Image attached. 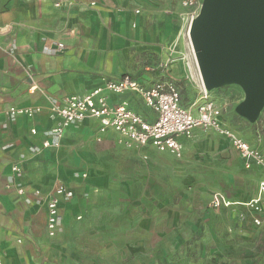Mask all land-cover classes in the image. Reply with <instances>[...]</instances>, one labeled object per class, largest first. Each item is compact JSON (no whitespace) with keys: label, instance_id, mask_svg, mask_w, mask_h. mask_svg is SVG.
Instances as JSON below:
<instances>
[{"label":"crops","instance_id":"crops-1","mask_svg":"<svg viewBox=\"0 0 264 264\" xmlns=\"http://www.w3.org/2000/svg\"><path fill=\"white\" fill-rule=\"evenodd\" d=\"M91 2L0 0V29L8 28L0 33V111L11 107L37 110L32 117L10 118L3 114L0 119V264H76L60 258L56 237L61 227L71 228L74 220L91 210L90 198L83 199L78 192L85 195L108 184V175L93 171L92 163L104 162L110 148L123 151L122 162L135 174L141 166L154 173L170 172L175 158L149 145L127 148L119 143L114 131L100 132V123L94 119L71 125L57 147L43 148L45 141L54 143L49 132L60 123L50 112L53 104H61L67 97L84 96L103 87L106 81L124 78L143 90L172 83L183 107L195 101L184 102L180 92L193 72L185 61L172 63L170 59L176 26L185 14L183 10L187 11L183 0H97L94 6ZM200 81L197 77V83ZM199 88L201 94L203 86L199 84ZM103 95L111 106L125 103L146 121L156 119L136 92ZM221 121L251 147H264L258 127L242 133ZM178 140L183 145L184 160L174 162L180 167L199 144L220 149L230 158L224 171L235 184L231 201L238 200L245 189L249 201L255 198L263 171L255 165L246 169L225 137L195 129L190 138ZM14 165L20 168L19 174L12 172ZM211 165L216 171L214 162ZM201 167L211 168L208 163ZM211 178L214 196L221 189L214 184L215 176ZM57 185L71 190L73 197L60 202V227L49 238L44 198ZM19 188L23 189L22 195L17 193ZM34 191H40L42 197H35ZM212 199L211 210L228 209L212 208ZM246 214L253 218L247 209ZM261 216L264 218V211Z\"/></svg>","mask_w":264,"mask_h":264},{"label":"rangeland","instance_id":"rangeland-1","mask_svg":"<svg viewBox=\"0 0 264 264\" xmlns=\"http://www.w3.org/2000/svg\"><path fill=\"white\" fill-rule=\"evenodd\" d=\"M187 30L179 19L170 58L172 63L185 61L193 72L180 91L186 103L199 98L202 85L197 83L200 73ZM207 94L229 127L242 133L258 127L264 139V105L254 121L239 115L237 108L245 98L240 85ZM109 151L104 162L92 163L93 171L108 175V184L85 195L78 192L83 199L90 198L91 210L84 211L71 228L61 227L55 246L60 258L76 264H264V225H253L246 214L250 199L246 189L231 201L235 184L224 171L230 160L227 153L199 144L183 167L174 162L183 161L182 154L172 159L170 172L154 173L141 166L135 174L122 162V150ZM205 163L209 170L201 167ZM123 172L125 177L119 178ZM213 176L219 194L230 200L227 210L209 207Z\"/></svg>","mask_w":264,"mask_h":264},{"label":"built area","instance_id":"built-area-1","mask_svg":"<svg viewBox=\"0 0 264 264\" xmlns=\"http://www.w3.org/2000/svg\"><path fill=\"white\" fill-rule=\"evenodd\" d=\"M92 0L91 5L94 6ZM182 6L187 9L181 17V21L187 25V31L192 19L199 10V0H183ZM136 13H138L136 11ZM59 47H62L59 45ZM172 62V61H171ZM133 91L141 95L146 107L155 114L154 122H148L140 115L127 108L123 103L111 106L107 102L104 92L122 94ZM37 110L31 108L11 107L5 112L0 111V119L5 117L28 116L32 117ZM51 114L58 118L59 125L49 132L53 136L54 143L43 142V148L58 146L64 131L71 125L94 119L100 123V132L110 129L119 135V143L127 148H141L152 146L158 152L168 153L175 158H180L183 145L179 142L180 137L190 138L195 129L203 132H215L225 137L232 148L239 154L246 169L255 165L262 169L263 177L258 183L257 196L246 204L247 211L253 215L252 222L259 226L264 223L261 216L264 211V147H251L237 133L224 126L221 121V109L205 92L204 88L199 98L190 106L183 107L180 94L172 84L157 85L149 90H143L133 80L124 78L119 81H106L103 87L97 88L84 96H71L64 99L61 104H53L50 107ZM31 133L34 135L35 131ZM12 172L20 173V168L12 166ZM19 195L23 189L17 190ZM33 195L41 198L40 191H34ZM73 192L63 185L55 186L52 191L45 195L46 205V234L49 238L56 235L60 227L59 204L61 201L70 200ZM219 194L213 196L211 207H229Z\"/></svg>","mask_w":264,"mask_h":264},{"label":"water","instance_id":"water-1","mask_svg":"<svg viewBox=\"0 0 264 264\" xmlns=\"http://www.w3.org/2000/svg\"><path fill=\"white\" fill-rule=\"evenodd\" d=\"M188 33L205 92L240 85L237 112L256 120L264 105V0H202Z\"/></svg>","mask_w":264,"mask_h":264}]
</instances>
